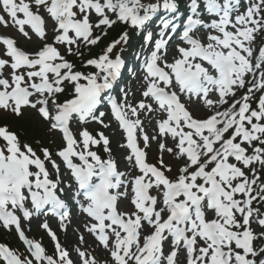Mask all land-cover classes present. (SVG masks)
Returning <instances> with one entry per match:
<instances>
[{
    "label": "snow or ice",
    "instance_id": "snow-or-ice-1",
    "mask_svg": "<svg viewBox=\"0 0 264 264\" xmlns=\"http://www.w3.org/2000/svg\"><path fill=\"white\" fill-rule=\"evenodd\" d=\"M0 9V25L41 42L29 51L0 35V112L34 111L61 141L53 150L0 124V229L24 246L0 242V264H264V0H0ZM161 11L168 18L149 30ZM117 23L141 37L139 97L120 88L108 98L127 171L109 137L86 127H109L99 106L126 68L129 33L97 55L84 50ZM101 145L106 159L92 150ZM69 199L95 248L82 233L70 251L45 219L49 254L24 224L53 216L67 231Z\"/></svg>",
    "mask_w": 264,
    "mask_h": 264
},
{
    "label": "rangeland",
    "instance_id": "rangeland-1",
    "mask_svg": "<svg viewBox=\"0 0 264 264\" xmlns=\"http://www.w3.org/2000/svg\"><path fill=\"white\" fill-rule=\"evenodd\" d=\"M0 15H4V13L2 12V9H0ZM5 18L7 19V16ZM0 27H1L2 31H4L6 34L18 36L20 45L23 48H25L26 50H29V51L34 50L41 43L38 40H32V41L25 40L22 36L17 34L16 28L11 26V25L7 28L3 27L2 25H0ZM137 87H138V85H137ZM197 115H200L199 111L197 112ZM18 121L31 124L38 131L37 133L39 134V137H40L39 139H41V142L43 144L50 146L52 148L55 147V143L58 142V140H59L58 137H56L55 134L51 135L48 132L47 125L40 120V118L38 117V115L34 111H31V110L26 111L25 116L23 118H20V119L15 118L9 114L0 112V124L9 123L14 130H17L19 132V130L17 128H15V125L17 124L16 122H18ZM146 130L150 135L155 134L153 131V125H147ZM103 132H104V130H103ZM106 135L110 136L109 139L111 142L110 147L112 150V156L114 159H116L119 169L121 171H127V161L124 159L126 153H125V149L120 147L121 136H120L119 131H117L116 129H109V133L108 134L106 133ZM55 149L56 148H54L53 150H55ZM94 150L97 151L98 154L102 155L103 158L106 159L108 157V153L103 152L102 145L94 147ZM158 155H159V153L157 151L156 142H152L151 148L149 149V159L152 162H155V159L157 158ZM164 158H165L166 162L169 159V157L167 155H165ZM85 220H86V217L84 215H82L80 213V211L78 210V211H76V213L72 217L71 224L69 225L67 231L61 230L59 228V223L52 225L49 222V224L53 228V230L57 232V235L59 236L62 244H64L66 247H68L70 251L79 246L78 245V237L82 233L85 235V238L87 240L86 246H89V251H91L92 249L95 248V243H94V239L82 227ZM43 221L44 220L33 221V222H30L28 224V226H30L29 227L31 230L30 235L32 236V238L42 239L44 246L48 249V246H49V248H51V242L52 241L47 236V234L44 232V230L42 228H40V224ZM1 230L2 229H0V233H1ZM2 234H0V238L3 239L4 243H6L8 241L10 242V240L13 238L15 241L16 247L18 248V246H19L20 251H24L23 244H21L19 241H16V237L10 238V236L8 234H5V233H2ZM73 254L75 255V253H73ZM96 254L98 257L103 255L99 251Z\"/></svg>",
    "mask_w": 264,
    "mask_h": 264
},
{
    "label": "trees",
    "instance_id": "trees-1",
    "mask_svg": "<svg viewBox=\"0 0 264 264\" xmlns=\"http://www.w3.org/2000/svg\"><path fill=\"white\" fill-rule=\"evenodd\" d=\"M153 2H155V0H153ZM181 4L183 5V3H181ZM106 31H107V35L103 39L102 43L99 46V49H98L99 52L108 43L112 42L115 39H118L119 36L125 31H128V33H129V37H130L129 42L133 37H135L133 40L137 39V37L141 38L140 36L136 35V32H131L127 24H123V23H117L112 28L107 29ZM96 52H94L93 55H95ZM16 123L17 124L15 125V128H17L19 130V132L21 133L22 139H27L30 142H34L35 140L41 141V139H39L40 138L39 134L37 133L38 131L31 124L26 123V122H21V121H18ZM33 145L35 147L39 148V145H36L35 143H33Z\"/></svg>",
    "mask_w": 264,
    "mask_h": 264
}]
</instances>
